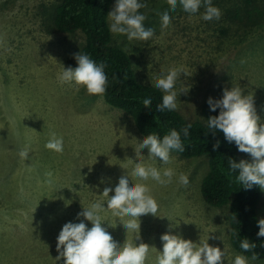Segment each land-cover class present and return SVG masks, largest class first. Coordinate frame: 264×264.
<instances>
[{
  "label": "rangeland",
  "instance_id": "rangeland-1",
  "mask_svg": "<svg viewBox=\"0 0 264 264\" xmlns=\"http://www.w3.org/2000/svg\"><path fill=\"white\" fill-rule=\"evenodd\" d=\"M62 0H0V264H64L56 260L57 236L66 222L90 221L77 213L97 201H104L103 189L115 188L121 176L131 177L137 161L135 148L144 136L132 116L109 105L103 95L88 94L82 86L61 84L57 75L76 67L85 36L63 32L55 25ZM146 16L145 28L154 29L147 41L113 34L112 43L130 54L137 76L153 84L169 69H183L174 87L177 110L189 120L203 119L202 107L210 97L223 93L222 87H240L252 95L256 114L264 123V20L245 25L253 3L264 0H212L221 10L219 20L202 19L204 7L191 14L177 0L173 9L166 0H139ZM113 0L111 10L115 6ZM168 12L171 23L161 28V16ZM187 92H183L186 90ZM50 132L63 138V151L49 150ZM28 149V159L19 152ZM143 163L158 169L169 167L176 175L172 182L145 183L158 203V212L142 215L140 239L150 245L145 264H155L163 249L165 232L194 243L207 240L224 247L234 258L240 254L230 244L229 205L206 203L201 183L208 172L206 156L184 158L171 151V162L148 158ZM241 159L251 155L239 151ZM51 172L53 183H46ZM188 176L187 186L178 181ZM114 191L109 193L113 195ZM99 212L102 226L119 244L135 241L136 233L126 228L108 210ZM264 218V190L258 204ZM128 220L129 217H124ZM242 255V254H241ZM223 264H228L227 258ZM248 264H264V257Z\"/></svg>",
  "mask_w": 264,
  "mask_h": 264
},
{
  "label": "clouds",
  "instance_id": "clouds-1",
  "mask_svg": "<svg viewBox=\"0 0 264 264\" xmlns=\"http://www.w3.org/2000/svg\"><path fill=\"white\" fill-rule=\"evenodd\" d=\"M173 9L177 6V0H166ZM185 12L194 14L203 6L202 19L210 21L219 20L221 10L214 6L212 0H179ZM146 4L139 0H116L113 10L107 16L109 19V30L113 34L126 35L129 40L139 39L147 41L154 35V29L145 28L146 16L139 12V9L146 7ZM171 23L168 12L161 16V28H167ZM77 62L76 67L63 66L58 73V81L63 83H75L82 86L88 94L103 95L108 86V77L105 73V65L97 64L89 55L84 53L73 54ZM184 73L183 69L172 68L166 74L157 77L154 87L160 89L164 94L162 103L157 105V110L174 111L178 108L177 92L174 90L178 76ZM186 74V73H184ZM183 92H187L183 90ZM144 106L150 107L151 99L145 98L142 101ZM212 111L219 109V114L210 116L207 119L209 131L215 134L221 131L228 142H235L239 151L251 155V162L241 159L236 162L233 159L228 161L230 173H238L235 179L245 188H252L254 185L264 190V123H260V117L256 114L252 95H244L240 87H225L222 98L208 100ZM191 124L183 129L184 136L189 135ZM219 146V141L213 145V150ZM49 150L58 153L63 151V138L58 137L55 132H50L49 140L45 144ZM148 148V158L161 161L162 165L171 162L170 153L173 150L183 152L184 146L181 142L180 133L172 129L165 134L162 140L156 134H149L143 138L139 147L135 148L137 161L131 177L136 180H129V176H121L115 188L105 187L103 189L104 201H97L89 207H83V211L77 213V219L83 217L90 221L89 228L84 220L79 223L66 222L57 236L56 250L59 255L56 260L63 258L64 264H145L150 252V245L144 242L136 243L140 239L139 217L142 215H157L158 203L151 195L149 187L140 181L152 179L160 185H167L172 182L176 175L174 169L165 167L162 170L153 165L143 163L144 156L142 148ZM19 156L28 159V149L24 148ZM52 173H45L46 183H53ZM178 181L181 185L187 186L188 176L180 173ZM113 195L109 193L113 192ZM111 210L113 215L123 222L126 232L131 230L136 233L135 241L125 240L119 244L111 234L102 226L103 221L99 212L105 209ZM124 217H129L125 220ZM259 231L257 237H264V218L258 220ZM163 242V249L157 255L155 264H223L227 258L228 264H248V257L236 254L234 258L228 255L224 247L211 246L207 240H200L194 243L190 239H184L180 235L165 232L160 237ZM264 247V243L260 245ZM240 247L244 252H252L251 259L257 260L258 254L254 251L257 244L245 238L241 240Z\"/></svg>",
  "mask_w": 264,
  "mask_h": 264
},
{
  "label": "trees",
  "instance_id": "trees-1",
  "mask_svg": "<svg viewBox=\"0 0 264 264\" xmlns=\"http://www.w3.org/2000/svg\"><path fill=\"white\" fill-rule=\"evenodd\" d=\"M113 0H62L56 10L55 25L58 30L68 33L80 31L85 36L81 53L89 55L97 64L105 65L108 86L103 94L105 101L130 114L138 131L145 137L156 134L161 140L170 130L180 133L184 151L172 152L184 158L206 156L208 172L202 179L201 194L206 203L215 207L229 205L231 246L240 254L251 257L252 252H244L240 247L241 240L247 238L257 244L254 251L258 257H264V237H257L259 231L258 204L263 190L258 186L248 189L236 179L238 173H230V159L239 162L241 158L235 142H228L221 131L213 134L207 127V119L218 115L219 109L212 111L208 100L202 107L203 119L189 120L177 109L174 111L157 110L162 103L163 92L153 84L143 82L137 76L132 58L128 51L112 43L107 14L111 11ZM236 16L244 19L245 25L257 26L264 20V6L253 3L246 17L239 12ZM225 87H222V90ZM223 92V91H222ZM218 93L211 98L215 101L222 98ZM149 98L150 107L144 106L142 100ZM191 124L189 135L184 136L182 129ZM219 146L213 150V145Z\"/></svg>",
  "mask_w": 264,
  "mask_h": 264
}]
</instances>
